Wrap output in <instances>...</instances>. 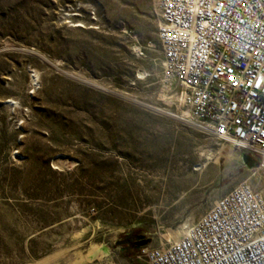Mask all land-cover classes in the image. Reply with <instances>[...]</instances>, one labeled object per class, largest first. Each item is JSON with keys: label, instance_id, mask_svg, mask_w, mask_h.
<instances>
[{"label": "rangeland", "instance_id": "rangeland-1", "mask_svg": "<svg viewBox=\"0 0 264 264\" xmlns=\"http://www.w3.org/2000/svg\"><path fill=\"white\" fill-rule=\"evenodd\" d=\"M158 25L155 0H0V264H143L238 184L264 196L256 152L184 120Z\"/></svg>", "mask_w": 264, "mask_h": 264}, {"label": "built area", "instance_id": "built-area-1", "mask_svg": "<svg viewBox=\"0 0 264 264\" xmlns=\"http://www.w3.org/2000/svg\"><path fill=\"white\" fill-rule=\"evenodd\" d=\"M165 79L184 120L264 161V0H155ZM143 264H264V196L240 183Z\"/></svg>", "mask_w": 264, "mask_h": 264}, {"label": "bare ground", "instance_id": "bare-ground-1", "mask_svg": "<svg viewBox=\"0 0 264 264\" xmlns=\"http://www.w3.org/2000/svg\"><path fill=\"white\" fill-rule=\"evenodd\" d=\"M183 99V97H182ZM184 114V113H183ZM228 148L227 146L223 147L222 150L226 151V153L229 155V152L227 151ZM231 148V147H230ZM191 227V224L186 221L185 223H183L178 229L174 230V231H169V235L171 238H173L174 241L178 240L179 236H181L182 234H186L187 231L189 230V228ZM184 236V235H183ZM182 237V236H181ZM170 239V238H169ZM103 253V252H102Z\"/></svg>", "mask_w": 264, "mask_h": 264}, {"label": "water", "instance_id": "water-1", "mask_svg": "<svg viewBox=\"0 0 264 264\" xmlns=\"http://www.w3.org/2000/svg\"><path fill=\"white\" fill-rule=\"evenodd\" d=\"M45 60H46V59H45ZM115 94H117V93H115ZM117 95L122 96V97L127 98V99H131V98H129L128 96L123 95V94H117Z\"/></svg>", "mask_w": 264, "mask_h": 264}, {"label": "trees", "instance_id": "trees-1", "mask_svg": "<svg viewBox=\"0 0 264 264\" xmlns=\"http://www.w3.org/2000/svg\"><path fill=\"white\" fill-rule=\"evenodd\" d=\"M246 160L248 161V162H250V159L246 156Z\"/></svg>", "mask_w": 264, "mask_h": 264}]
</instances>
